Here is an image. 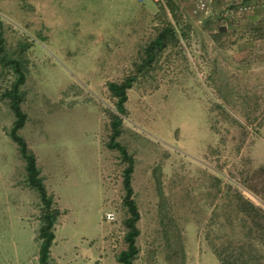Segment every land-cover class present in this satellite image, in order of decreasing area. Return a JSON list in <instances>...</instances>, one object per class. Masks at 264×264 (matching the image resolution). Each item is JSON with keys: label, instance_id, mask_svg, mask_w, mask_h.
Instances as JSON below:
<instances>
[{"label": "rangeland", "instance_id": "374dc122", "mask_svg": "<svg viewBox=\"0 0 264 264\" xmlns=\"http://www.w3.org/2000/svg\"><path fill=\"white\" fill-rule=\"evenodd\" d=\"M232 1L242 8L222 15ZM242 1L213 0L216 19L202 30L193 0L177 1L193 36L129 91L120 142L136 159L141 234L134 264H221L215 249L229 246L239 257L247 229L256 245L243 250L245 264H264V217L258 224L247 217L246 229L227 191L264 211V54L247 52L264 51V42L251 45L246 35L253 14L264 24V0ZM160 11L137 0H0L2 56L26 76L28 121L20 135L62 211L53 264H119L116 255L126 249L125 166L106 147L107 113L116 112L108 85L134 70L156 36ZM221 28L228 35L202 36ZM4 66L0 94L14 80V66ZM14 121L0 99V264H39L40 199L8 134Z\"/></svg>", "mask_w": 264, "mask_h": 264}, {"label": "trees", "instance_id": "16d2710c", "mask_svg": "<svg viewBox=\"0 0 264 264\" xmlns=\"http://www.w3.org/2000/svg\"><path fill=\"white\" fill-rule=\"evenodd\" d=\"M246 1L247 0H243L241 5L246 4ZM160 7L161 11L158 15L160 23L155 29L156 36L142 49L143 53L141 54L139 61L135 63L134 70L128 73V75H126L121 82H111L108 85L116 112L109 110L107 113L110 121L106 126L107 131L109 132V140L106 143V147L109 150L117 151L119 153L120 161L125 166L122 171V176L124 189L123 206L127 213L126 218L123 221L126 229L124 237L126 249L116 255V259L119 264H134L140 254V248L137 241L141 234V230L138 226L141 220V212L135 198V190L133 187V175L135 172L136 159L129 149L120 142V138L122 137L124 131L123 116H126L127 113L126 104L129 99V91L133 89L134 85L138 81L150 76L157 69V67L161 65L163 56L167 51H175L180 47L181 42L189 41L193 29L192 25L181 16L178 10L179 7L174 0H168V10L171 13L173 21L169 20L167 17L166 9L162 6ZM226 28H221L217 35H220L221 32H227ZM246 35L253 37L254 41L261 40L264 42V26L254 28L252 30L250 29ZM0 44L2 46L3 41H0ZM1 46L0 62H2L5 66H14V80L12 84L3 89L0 94L1 101L5 102L10 107L15 116V121L12 128L8 130V134L18 145L20 155L25 162L26 184L31 189L38 192L40 199V213L38 217L40 223L38 231L40 251L38 263L53 264L51 249L56 238V225L62 215V211L58 208L54 196L47 190L41 176L36 155L29 149L27 142L20 135V130L24 128L28 121V115L22 108L26 99V93L23 90L26 76L20 69L19 62L16 60H8L6 56H2L4 49ZM168 58H170V54ZM227 191L234 200L233 202L238 209V213L240 214L239 219L242 225L247 229V217L252 218L253 222L258 224L256 220H260L264 217V211L245 200L242 194L233 187L230 186ZM227 221L228 223H231V220L228 219ZM222 228L225 229V225L220 226V229ZM247 230L248 231L243 235V239L240 243L239 248L241 252L239 257H233L230 254L229 246H226L220 251L215 249L221 264L247 263L243 257V250L248 246L250 248H255L256 245V239L253 235V231L251 229Z\"/></svg>", "mask_w": 264, "mask_h": 264}, {"label": "crops", "instance_id": "0c3cea01", "mask_svg": "<svg viewBox=\"0 0 264 264\" xmlns=\"http://www.w3.org/2000/svg\"><path fill=\"white\" fill-rule=\"evenodd\" d=\"M214 9L216 10L217 9V5L214 4ZM219 7V6H218ZM242 7H240L239 3L238 2H235V1H232V3L229 5L228 3L225 5V7L221 8L222 11H220V13L222 15L224 14H228L229 13H232L233 11L237 10V9H241ZM217 11V10H216ZM225 11V13H224ZM264 12V11H263ZM264 14V13H263ZM232 16V15H230ZM200 21L197 22V24L199 25V28L202 30L203 27L207 24V23H211L213 20L216 19L215 15L211 12V14L209 16H204V15H201L200 16ZM260 20H261V16L259 14H253L251 17H250V29H254V28H259V27H263L264 24L262 25L260 23ZM226 26H228V24H226ZM229 28V27H227ZM230 32V31H229ZM225 34V33H224ZM222 36V34H220ZM220 35H202L204 36L205 38L208 36V38L212 41L213 39H217L220 37ZM226 35H228V32H226ZM252 35V34H251ZM193 36V35H191ZM198 36V35H197ZM253 41V37L250 36V44L253 45L254 42ZM212 51H214L215 53L218 52V49L214 48L212 49ZM247 52H249L251 55H255V56H258V57H263V54H264V51L262 52H258L256 49H254V47H249ZM264 58V57H263ZM204 61V60H203Z\"/></svg>", "mask_w": 264, "mask_h": 264}, {"label": "built area", "instance_id": "2783aa9c", "mask_svg": "<svg viewBox=\"0 0 264 264\" xmlns=\"http://www.w3.org/2000/svg\"><path fill=\"white\" fill-rule=\"evenodd\" d=\"M137 1L141 5H145L148 2H152L156 5H160V6L164 7V9H166V11L169 12L168 0H137ZM174 1L177 2V1H182V0H174ZM212 1L213 0H193L191 14L195 17H199L201 15L209 16L211 14L210 3ZM237 1H242V0H237ZM260 7L264 11V1L261 3ZM244 9L245 10L248 9L249 11H253L255 9V7L254 6H248V7H244ZM114 218H115V215L112 213H109L107 215L108 220H114Z\"/></svg>", "mask_w": 264, "mask_h": 264}]
</instances>
